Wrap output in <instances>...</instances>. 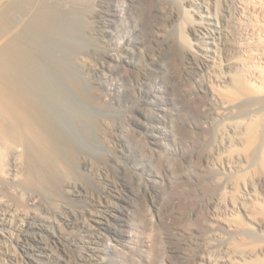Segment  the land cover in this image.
<instances>
[{
    "label": "bare ground",
    "instance_id": "1",
    "mask_svg": "<svg viewBox=\"0 0 264 264\" xmlns=\"http://www.w3.org/2000/svg\"><path fill=\"white\" fill-rule=\"evenodd\" d=\"M2 1L0 264H120L109 258L110 239L137 243L122 249L121 264H264V8L254 0H237L236 8V0H131L130 13L142 18L134 41L150 57L123 94L126 104L137 101L132 124L147 127L148 81L158 73L167 93L161 104L180 95L186 109L155 118L154 130L167 124L173 142L178 124L195 146L186 152L177 144L180 165L192 163L191 171L180 170L165 189L153 186L155 219L131 231L123 227L126 203L107 198L121 200L119 185H132L120 157L114 164L126 180L111 182L69 128L72 119L86 133L107 134L103 119L76 110L67 96L103 98L87 59V0ZM115 1L98 0L95 10L110 33L120 21ZM131 58L103 57L123 67ZM152 143L160 150V140Z\"/></svg>",
    "mask_w": 264,
    "mask_h": 264
},
{
    "label": "rangeland",
    "instance_id": "2",
    "mask_svg": "<svg viewBox=\"0 0 264 264\" xmlns=\"http://www.w3.org/2000/svg\"><path fill=\"white\" fill-rule=\"evenodd\" d=\"M236 1H233L235 4L232 2L234 8L238 6V1ZM254 1H256L255 3L258 9L264 8V0ZM97 2L98 0H87V39L90 41H87V59L90 60L89 62L95 74L96 81L101 85L100 91L101 93L103 92V98H92V101H88L86 98L83 99L84 97H80L70 91L67 96L74 108H77L76 110L84 111L83 113L87 116L92 115L99 120L103 119L102 121L107 123L105 124L107 127V134H105V139L102 137L100 138L93 128H90L88 130L89 133H86L82 131L81 127L72 119L69 121V128L70 131L78 137L79 140H77L84 152L86 154L87 152L90 153L91 156L89 157L92 158V161L95 163L96 173H100L102 177L109 179L111 182L122 183L126 180L125 177L122 180L115 165L116 163L114 164V158L120 157L122 167H124V170L129 174L130 183L132 185L124 186L123 183L119 185L121 194H123L121 200H118L117 196L119 195L115 193L107 196V198H110L114 204L121 202L126 203L127 209L131 215L129 222L124 223L126 225L123 227L126 230H140L141 228L137 225L138 223H150V220L155 219L156 216L155 210L152 208V199L148 195L152 187L158 184L160 189H165V186L175 181L174 178L178 175L180 170L190 172L192 169V163L186 162L182 166L180 165V153L177 144H179L180 150L188 146V148L185 149L186 152H188L187 150L191 152L195 146L194 143H191L193 138L184 135L178 128V124H176L177 127L175 126L177 140L173 142L165 137V134H167V131L170 129V126L168 127L167 124H160L161 128H159L158 132L154 130L155 127L153 125H156L155 118H167V116H171L172 114L177 118L176 112H183L186 109L185 101L181 99L180 95L174 99L175 101L168 99L165 104H161V96L166 97L167 93L165 92L164 83L160 82V75L158 76V73L153 74L154 77L151 75L148 81L154 93L148 98L149 102L145 105L147 108V110H145V113H147L145 117L147 127L140 128L136 124H132L130 118L132 115L137 114V101H129L126 104V102H123V94L130 86L132 87L131 83H133V77L138 73V67L143 65L146 66V64L148 65L150 63V57L149 54H147L149 53L148 50L134 41L135 28L141 25L142 18H139V15L135 13H130L128 8L131 0H116L114 2L115 7L120 16V21L117 26L118 29H114L113 33L106 32V30L100 26V19L95 17V13L97 12L95 10L98 9ZM108 53L113 54L117 59L120 56H130L132 57L131 59H133L132 61H135L136 64L129 63L127 65L128 67H123L120 66V63L115 64L116 62H114L109 64L110 67L106 62L104 63L105 60L103 59L105 54L107 55ZM165 61L161 63L162 69H168L167 66H170V64L167 65L168 60ZM118 62L119 61H117V63ZM84 86L86 91L88 90V94H90L89 92L92 90V88L89 90L90 82L89 85H87L86 80ZM189 89L193 90L194 84H190ZM106 98H111V100H106ZM97 100L100 101L98 102ZM105 102H107V104H105ZM134 112L136 114H134ZM154 138L160 140L162 143L160 150L163 158H160V150H157L152 143ZM196 138L198 140V137ZM122 151L124 154L126 153L123 157L119 155ZM133 154H135L134 156L138 160L136 158L129 160L130 158L127 155L133 156ZM89 178V176L82 172L80 181L86 184L87 189H93L97 193L99 186L95 183L92 184L91 181L93 179ZM171 179L173 180L171 181ZM140 191H142V193L144 191V194L147 192V198L143 196L144 194ZM157 198L158 197H153V200L156 201ZM69 203L73 205L76 211H81L83 208L80 203ZM87 216L90 215L87 214ZM115 224V221H111V226L114 227ZM107 241L106 250L109 252V258L117 263L119 261L120 264L122 260H124V252L122 249L128 246H137V243L131 240L125 241L124 244L118 243L113 239ZM115 249L120 253L116 254L111 252ZM69 254L74 256L75 253L70 249ZM162 262L166 263L165 260H162Z\"/></svg>",
    "mask_w": 264,
    "mask_h": 264
}]
</instances>
